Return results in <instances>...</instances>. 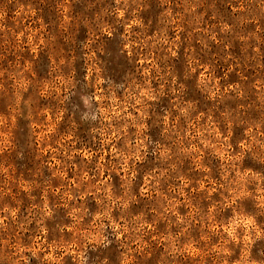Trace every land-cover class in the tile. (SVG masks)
<instances>
[{
  "label": "clouds",
  "instance_id": "obj_1",
  "mask_svg": "<svg viewBox=\"0 0 264 264\" xmlns=\"http://www.w3.org/2000/svg\"><path fill=\"white\" fill-rule=\"evenodd\" d=\"M227 4L232 19H217L213 13L206 21L198 11L200 0H159L156 30L149 35L153 20L145 24L141 18L146 0H110L92 16L72 17V23L90 33L78 40L67 35L63 4L58 29L41 16L25 25L31 8L16 12L10 25L3 13L0 93L9 95L10 104L0 121L8 133L0 146V264H92L93 257L96 264H153L157 249L162 251L154 264H264V250L251 254L253 244L264 240V222L256 220L264 218V174L242 166L249 155L264 165V0ZM58 34L79 50L77 56L65 59L52 50ZM114 34L118 54L129 63L151 57L152 75L143 67L125 73L121 82L106 74L96 54L111 55L105 43ZM233 40L242 45L238 54L231 51ZM214 44L218 51L202 62L201 54ZM177 48L184 59L179 80L195 79L197 90L212 102L203 113L170 70L173 58L179 59ZM45 49L50 59L55 57L46 80L33 75ZM77 60L91 65L92 82L84 72L79 81L73 78ZM220 64L223 86L216 75ZM250 68L256 71L254 82L247 77ZM200 69L203 74L197 75ZM229 75L238 83H230ZM101 83L103 91H86ZM74 96L78 103L72 102ZM165 98L168 103L159 111L150 103ZM225 100L237 103L224 106ZM253 111L259 114L256 118L250 116ZM13 117L29 122L25 147L10 142ZM61 120L71 129L64 134L57 133ZM85 123L88 139L82 141L78 129ZM34 125L40 128L38 141ZM38 143L47 147L38 148ZM34 148L25 181L15 176V167L4 156L14 153L22 162ZM37 190L39 201L33 195ZM244 199L254 211L243 207ZM60 208L67 223L55 222ZM49 222H55L51 236ZM33 224L35 231L25 241ZM97 250L114 254L99 257Z\"/></svg>",
  "mask_w": 264,
  "mask_h": 264
},
{
  "label": "rangeland",
  "instance_id": "obj_2",
  "mask_svg": "<svg viewBox=\"0 0 264 264\" xmlns=\"http://www.w3.org/2000/svg\"><path fill=\"white\" fill-rule=\"evenodd\" d=\"M110 0H45L44 3H41L40 0H11V3L6 2V0H0V17H3V13L6 12L7 16L3 17V19H6L9 23V25L12 22V19L15 15L16 12L20 10L27 11L28 8L32 9L31 12V20L25 19L24 24L27 25L32 22V20H35L38 16L41 17H47V19L44 21L45 23H49L51 21L53 29H58L59 25L61 23L60 16L61 13L59 11V6L63 4L64 10L63 14L64 16L69 20V27L67 30V35L70 37V39H79L81 36H88L90 33L88 31L78 25L72 23V17H82V16H92L93 13H96L99 11V9L108 6ZM148 7L147 9L141 13V18L144 20L145 24H147L148 20L151 19L153 20V26L148 30V34L152 35L154 31L156 30V25H155V20L156 17L158 16L160 12V6H159V0H146ZM200 3L202 7L198 9V11L204 12L205 16L204 19L210 20L212 17V14H215V17L217 19H223V20H230L232 19L231 17V12L227 4V0H200ZM2 22V20H0ZM207 25H201V27H206ZM38 27L37 25H33V28L35 29ZM170 36L175 38V33H170ZM183 38V37H181ZM229 39H231L229 37ZM34 43L36 42L35 39L33 41ZM233 47L231 51L234 54H238L240 48L242 47L241 43L239 41H232ZM120 47V42L116 38L115 34L112 37H106V43H105V48L109 53H111L110 56H104L100 57L99 54L97 55V59L102 60V62L105 63L106 67V74L110 76L114 81L116 82H121L122 77L124 76L125 73H134L135 69L137 67H143L145 71H148L149 75H152V72L149 71V66L152 63L151 57L147 62L143 61L142 59L137 58V60H134L133 63H129L126 55L125 56H120L118 54V49ZM192 47L194 50H197V45L195 41H193ZM219 49L218 44H214L211 46V51L207 54H201V61L202 62H207L211 60L212 55H214ZM52 50L56 52H61L63 57L65 59L75 57L79 54V50L73 46L71 43L66 44L64 39L58 34L57 39L54 42L52 46ZM177 57L179 59L173 58V63L174 67L170 65V70L175 71L177 73L178 77V82L184 83V86L186 88V94L188 99H192L195 101H198V107L201 109L202 113L212 106V102L206 100L205 96L202 95L196 88L195 85V79L192 81H181L179 80L180 74L184 70V59L181 55V49L177 48ZM25 59L31 62V57L30 55L26 52L25 53ZM138 61V62H137ZM55 62V57H52L51 59L49 58V50L45 49L43 52H39L38 55V60L33 66V75L38 78V79H44L46 80L48 78V72L50 69V65H52ZM99 67V65H97ZM74 71H73V78L76 80H80V73L84 72L85 75L88 76V82L93 81L94 73L92 72V67L91 65L84 64L81 65L79 60L76 61V63L73 65ZM224 71V65L220 64L217 68V81L220 83L222 86L224 85V80L221 79L220 73ZM235 71H239V69H235ZM203 74V69H200L197 75ZM248 80L251 82H254L257 78L256 71L254 69H248L247 73ZM103 77H101V80ZM230 83H238V78L234 75H229L228 77ZM83 82V81H81ZM158 85L154 82L153 87H157ZM105 85L101 83V86L99 88L96 87H90L86 89L88 92H101L103 91V88ZM80 86L79 83L77 85V88L75 91L79 93L80 91ZM223 90V87L222 89ZM97 99H99L97 97ZM250 101L254 102V97L250 95ZM73 103H78V96H74L72 98ZM51 103V101H41L42 105ZM153 105H157V111L160 110L161 107L166 105L168 103L167 98L156 102L152 101L150 102ZM237 101L234 100H225L224 106H229V107H234L236 105ZM9 104H10V99L9 95H5L3 93H0V121H3L8 113L9 110ZM259 114L255 111L250 112V116L252 118H256ZM47 119L49 120V125L51 126L53 122V116L51 112L47 113ZM13 120L15 122V128L11 129V136H10V142L14 140L15 144L18 147H25L28 143L29 140V129H28V121L25 120L23 117H13ZM37 129V135H36V140H39L40 136V128L39 126L34 125ZM88 124H82L79 129H78V135L79 138L82 141H87L88 136H87V131H88ZM71 129L66 126V121L61 120L60 124L57 127V133L58 134H64ZM155 129H152L150 131V134L154 135L155 134ZM8 135L4 131V124L0 122V146H2L4 142V137ZM240 133L239 130L234 132V136L237 138L239 137ZM38 148H45L47 147L43 143H38L36 145ZM235 150V147L233 148ZM35 151V148L33 149L32 152H28V159L24 161H16L15 160V155L12 153L11 155L5 154L4 159L8 163H12L13 166L15 167V176L20 177L21 179H24L25 181L27 180L28 173L29 171L33 168V163H32V156L33 152ZM95 151V149H94ZM107 153V149L105 150ZM50 154L48 152L44 153V157L47 158ZM109 157L107 154L105 155V159H108ZM203 163V160L201 161ZM215 163V161H214ZM242 166L245 170H248L249 172H255L257 174H264V165L260 164L257 160L253 159L250 155L246 156L245 159L242 161ZM47 175V172H45ZM67 179H71L70 174H66ZM2 179V177H0ZM113 183H117L116 177H112ZM54 187H58V185H54ZM207 187V185H205ZM217 185L215 183L213 184V188H216ZM187 192V190H186ZM217 193L213 192L212 195L215 196ZM23 195V193H22ZM33 195L36 196L37 201L40 199V193L39 191H34ZM27 203V200L25 201ZM243 207L246 210L249 211H254V206L252 202L248 199L243 200ZM64 212L65 210L63 208L58 209L55 217V222H60L64 221L67 223L68 221L64 217ZM257 223H262L264 222V218H256ZM55 222H49V235H54V233L51 232V229L54 227ZM35 224L29 225V231L24 234V240L27 241L28 237L33 234L35 231ZM45 243H50L49 241H45ZM257 250H264V240H259L256 241V243L253 244L251 254L253 257H255ZM162 249H157L156 252L152 256L153 264L155 262V259L159 256L160 252ZM199 251V250H197ZM114 253L111 252H105L101 250H97V253L95 256L103 257L104 255H113ZM239 253L237 252L234 255H238ZM91 255V254H90ZM32 264H37L35 260L32 261ZM92 264H96L95 257L92 259Z\"/></svg>",
  "mask_w": 264,
  "mask_h": 264
}]
</instances>
